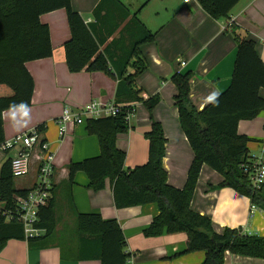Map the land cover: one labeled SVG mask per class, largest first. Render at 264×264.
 <instances>
[{
    "label": "crops",
    "instance_id": "crops-1",
    "mask_svg": "<svg viewBox=\"0 0 264 264\" xmlns=\"http://www.w3.org/2000/svg\"><path fill=\"white\" fill-rule=\"evenodd\" d=\"M72 5L88 23H95V10L104 0H71ZM130 12L125 21V10L105 1L101 21L105 25L121 26L101 48L125 38V45H114L113 52L129 50L136 34L132 32V19L136 15L152 32L155 39L141 46L148 63L147 69L136 82L148 98L159 94L160 102L154 109L167 137L164 167L168 182L178 188L185 186L194 151L181 127L179 111L174 103L177 88L172 81L175 73L191 71V100L198 110L204 109L232 81L237 57L236 33L256 42L264 60V0H240L228 18L216 19L208 14L198 0H118ZM50 27L54 53L51 57L28 61L26 67L34 79L32 102L28 106L3 112L5 137L43 126L42 138L55 153L53 176L54 228L45 245L32 249L27 239H11L0 252V264H101L93 257L92 245L83 244L78 229L79 213H99L105 220L116 219L126 237L125 252L131 258L127 264H202L206 253H183L187 247L185 232L165 231L158 237H147L144 230L159 214L156 203L118 208L114 202L113 183L106 180L100 191L90 188V179L80 171L70 181L72 162L98 156L101 152L96 135L88 133L87 125H68L61 135L57 119L67 106L76 109L92 99L115 101L118 79L101 71L69 70L65 59L64 43L71 32L65 9L41 16ZM229 22L231 25L229 26ZM128 31H124L125 26ZM233 26V27H232ZM235 26V28H234ZM264 97V88L260 90ZM130 119V128L117 137V146L127 153L125 168L145 164L149 158V141L145 133L151 128L149 110L141 102ZM238 132L256 139L249 143L250 153L264 158V111L251 120H241ZM11 158L16 151L8 152ZM8 158L6 160H8ZM4 157L2 161H4ZM4 164V163H3ZM2 164V165H3ZM1 165V167H2ZM27 180L30 189L36 180V167ZM223 176L208 165L202 167L191 201V208L212 219L214 230L240 228L249 234L264 236V211L254 206L251 199L231 187H217ZM83 244V245H82ZM90 256L83 257L84 252ZM224 264H264V259L227 253Z\"/></svg>",
    "mask_w": 264,
    "mask_h": 264
},
{
    "label": "trees",
    "instance_id": "trees-1",
    "mask_svg": "<svg viewBox=\"0 0 264 264\" xmlns=\"http://www.w3.org/2000/svg\"><path fill=\"white\" fill-rule=\"evenodd\" d=\"M105 1L95 10L97 20L88 23L74 9L71 0H0V144L6 139L3 112L7 109L28 106L34 93V79L26 67L28 61L51 57L54 53L50 27L41 16L58 9H65L71 36L64 43L68 68L72 72L101 71L118 79L116 103L125 101L143 103L151 116V128L145 133L149 141V158L145 164L125 168L127 153L117 146V137L129 130L128 114L132 108L124 107L115 116L88 119L85 123L89 134L96 135L101 152L98 156L72 162L69 166L70 181L80 171L90 179V188L100 191L109 178L113 183L116 207L127 208L156 203L159 214L144 230L147 237L185 232L186 249L181 254L204 251L202 264H224L228 252L264 259V236L249 234L240 228H226L218 233L212 219L191 208V201L206 164L219 172L224 180L217 187H231L248 196L252 203L264 211V185L255 188L252 183L254 156L249 143L256 139L238 132L241 120H251L264 111V60L259 55L256 42L236 33L238 45L234 73L230 86L221 92L204 109L198 110L191 100V71L175 73L172 81L177 88L174 103L179 111L181 127L194 151L184 187L168 182L164 167L167 137L162 123L154 117L160 102L159 94L148 98L136 82L147 69L148 63L141 46L155 39L135 15L132 32L136 34L129 50L113 52L114 45H125L126 39L116 40L101 51L121 23L107 26L101 21ZM111 5L125 10V21L130 12L118 0ZM204 10L216 19L228 18L240 0H198ZM233 27V26H232ZM235 28V26H234ZM129 26L124 27L128 31ZM42 131L43 126L36 127ZM8 158L0 172V199L6 209L16 210V195L29 189H16ZM5 209V210H6ZM46 232L40 236L26 237L23 225L15 219L8 220L0 209V252L11 239H27L32 249L45 245L54 228L53 197L43 207L38 225ZM78 229L83 244L92 245V255L101 264H127L131 256L125 252L126 237L118 220H105L99 213H79ZM82 244V245H83ZM91 251L84 252L89 257Z\"/></svg>",
    "mask_w": 264,
    "mask_h": 264
},
{
    "label": "built area",
    "instance_id": "built-area-1",
    "mask_svg": "<svg viewBox=\"0 0 264 264\" xmlns=\"http://www.w3.org/2000/svg\"><path fill=\"white\" fill-rule=\"evenodd\" d=\"M184 1L188 3L193 0ZM231 23L229 22V26ZM124 107L132 108L127 117L130 122L136 111L135 104H118L115 101L106 102L92 99L76 109L67 106L64 108L63 114L57 119L60 134L63 135L66 132L68 125H82L88 119L115 116ZM0 150L5 153L16 151L15 156L11 157V170L14 178L29 176L36 167L34 185L26 194L14 197L17 204L16 210L6 209L5 204L0 199V209L3 210V215L8 220L15 219L20 222L27 238L43 235L46 230L38 225L41 209L49 205L53 197L54 151L43 140L42 131L36 127L5 139L0 144ZM254 158L252 183L257 189L264 185V158L260 156H254Z\"/></svg>",
    "mask_w": 264,
    "mask_h": 264
},
{
    "label": "rangeland",
    "instance_id": "rangeland-1",
    "mask_svg": "<svg viewBox=\"0 0 264 264\" xmlns=\"http://www.w3.org/2000/svg\"><path fill=\"white\" fill-rule=\"evenodd\" d=\"M245 32H246L245 36L248 35V32L247 31H245ZM142 105H144V104H142ZM144 107H146V106L144 105ZM146 109L148 110L147 107H146ZM3 126H4V119H3ZM4 134H5V128H4ZM252 151H253V153H251V154H252V156H254V154L256 152L254 150H252ZM9 156H10L9 153H5V152L0 150V172H1V165L4 163L2 161V158L4 157V159L6 160ZM27 177H29V176H24L21 178H15L16 187L19 188L20 186H28V184H30V180H27Z\"/></svg>",
    "mask_w": 264,
    "mask_h": 264
}]
</instances>
